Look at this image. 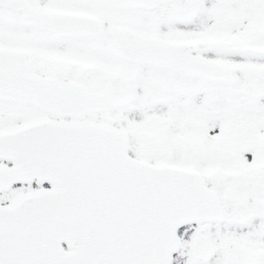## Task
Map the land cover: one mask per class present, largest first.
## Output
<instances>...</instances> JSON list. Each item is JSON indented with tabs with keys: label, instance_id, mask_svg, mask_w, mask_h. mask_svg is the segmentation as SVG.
I'll use <instances>...</instances> for the list:
<instances>
[{
	"label": "snow or ice",
	"instance_id": "obj_1",
	"mask_svg": "<svg viewBox=\"0 0 264 264\" xmlns=\"http://www.w3.org/2000/svg\"><path fill=\"white\" fill-rule=\"evenodd\" d=\"M0 264H264V0H0Z\"/></svg>",
	"mask_w": 264,
	"mask_h": 264
}]
</instances>
